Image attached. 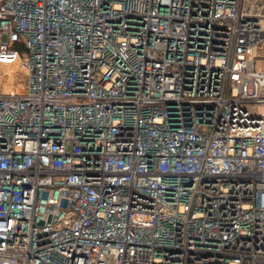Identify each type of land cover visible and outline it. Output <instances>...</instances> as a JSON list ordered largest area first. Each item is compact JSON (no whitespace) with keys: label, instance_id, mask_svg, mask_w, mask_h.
Instances as JSON below:
<instances>
[{"label":"built area","instance_id":"2783aa9c","mask_svg":"<svg viewBox=\"0 0 264 264\" xmlns=\"http://www.w3.org/2000/svg\"><path fill=\"white\" fill-rule=\"evenodd\" d=\"M263 49L264 0H0V264H264Z\"/></svg>","mask_w":264,"mask_h":264},{"label":"rangeland","instance_id":"374dc122","mask_svg":"<svg viewBox=\"0 0 264 264\" xmlns=\"http://www.w3.org/2000/svg\"><path fill=\"white\" fill-rule=\"evenodd\" d=\"M252 1L255 3H261L263 0H252ZM263 53H264V49H263ZM256 68L259 71H264V56H261L256 60ZM260 110L262 111L264 110V108H261Z\"/></svg>","mask_w":264,"mask_h":264},{"label":"trees","instance_id":"16d2710c","mask_svg":"<svg viewBox=\"0 0 264 264\" xmlns=\"http://www.w3.org/2000/svg\"><path fill=\"white\" fill-rule=\"evenodd\" d=\"M15 48L16 49H22L21 45H17Z\"/></svg>","mask_w":264,"mask_h":264}]
</instances>
